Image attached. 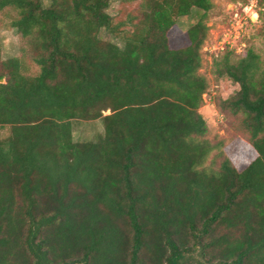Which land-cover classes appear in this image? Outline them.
<instances>
[{
	"label": "trees",
	"instance_id": "1",
	"mask_svg": "<svg viewBox=\"0 0 264 264\" xmlns=\"http://www.w3.org/2000/svg\"><path fill=\"white\" fill-rule=\"evenodd\" d=\"M111 1L0 0L22 38L0 71V264H264V57L213 60L238 86L217 103L247 137L233 161L200 112L214 2Z\"/></svg>",
	"mask_w": 264,
	"mask_h": 264
},
{
	"label": "rangeland",
	"instance_id": "2",
	"mask_svg": "<svg viewBox=\"0 0 264 264\" xmlns=\"http://www.w3.org/2000/svg\"><path fill=\"white\" fill-rule=\"evenodd\" d=\"M212 1L214 7L205 19L209 31L201 50L203 66L200 70L207 77L209 88L203 94L204 104L200 112L207 120L208 137L214 142L222 141L223 150L234 161L247 146V137L234 134L232 120H227L217 103L221 98H227L234 93L238 86L231 80L219 78L215 74L213 60L226 50H234L236 54L241 55L250 47L255 48L264 57V0ZM45 2L49 4V0ZM137 6V3L112 0L108 11L115 17L123 18L129 10L135 11ZM202 13L194 8L189 15L178 19L179 27L187 30L199 20ZM15 15L12 10L0 12V71L3 60L21 55L22 38L11 25V18ZM103 36L113 39L106 32ZM0 132L3 135L8 133L5 129ZM103 132L102 119L73 121V135L77 141L95 140ZM210 160L211 157L208 162Z\"/></svg>",
	"mask_w": 264,
	"mask_h": 264
}]
</instances>
